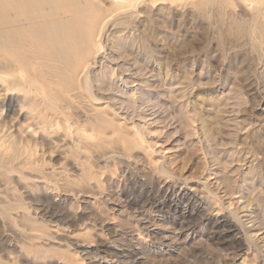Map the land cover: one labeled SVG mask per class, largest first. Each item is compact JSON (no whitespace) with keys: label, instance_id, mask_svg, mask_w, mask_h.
<instances>
[{"label":"rangeland","instance_id":"obj_1","mask_svg":"<svg viewBox=\"0 0 264 264\" xmlns=\"http://www.w3.org/2000/svg\"><path fill=\"white\" fill-rule=\"evenodd\" d=\"M157 4L106 19L32 137L0 109V264H264V13Z\"/></svg>","mask_w":264,"mask_h":264},{"label":"bare ground","instance_id":"obj_2","mask_svg":"<svg viewBox=\"0 0 264 264\" xmlns=\"http://www.w3.org/2000/svg\"><path fill=\"white\" fill-rule=\"evenodd\" d=\"M109 1L113 5V9L110 11L105 10L98 3L91 0H0V109L2 112L5 106L10 109L16 102L19 111L18 114L16 112L18 118L21 116L24 120L25 118L26 120H37L34 124L27 125L28 131L25 132L27 136L32 137L34 135V126H42L45 123L46 111L50 110L63 115L64 108L59 105V102L63 101L65 95L78 90L77 77L80 74L85 73V78L82 79L87 87L88 76L90 75L86 76V72L89 73L88 69L101 48L99 39L106 19H109L108 17L114 12L130 11L131 8H135L145 0ZM146 1L165 4L168 1L173 3L178 0ZM239 1L243 5L253 8L256 13L255 17L260 18L262 15L260 13H264V0ZM260 24L262 25V22ZM262 26L264 32V25ZM92 101L94 102L96 99ZM96 111L98 122H105V119L101 116V110L96 109ZM21 118L20 123L22 122ZM66 124L68 125V123ZM1 126L0 124V130ZM139 131L137 130V132ZM23 132L22 134H24ZM80 135L84 139L94 137L87 130L81 131ZM65 136H62V138ZM109 140L111 139L109 138ZM135 142V139L128 140L130 144ZM14 143V141H10L9 146L13 147ZM17 164H19L18 161Z\"/></svg>","mask_w":264,"mask_h":264}]
</instances>
